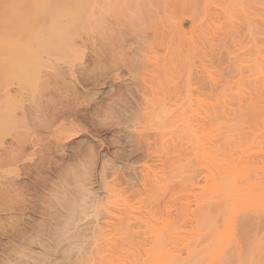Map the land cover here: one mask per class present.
Listing matches in <instances>:
<instances>
[{
	"label": "rangeland",
	"instance_id": "rangeland-1",
	"mask_svg": "<svg viewBox=\"0 0 264 264\" xmlns=\"http://www.w3.org/2000/svg\"><path fill=\"white\" fill-rule=\"evenodd\" d=\"M254 47L264 0H0V264L264 252Z\"/></svg>",
	"mask_w": 264,
	"mask_h": 264
},
{
	"label": "bare ground",
	"instance_id": "bare-ground-1",
	"mask_svg": "<svg viewBox=\"0 0 264 264\" xmlns=\"http://www.w3.org/2000/svg\"><path fill=\"white\" fill-rule=\"evenodd\" d=\"M252 52H253L254 58L251 63L252 64L251 71H253L252 74L254 76L253 85H256V86H253L252 88L248 87L249 85L252 84L250 83L247 86L248 88L245 87V89H243L245 90L243 92V90H241V88L243 87L238 85V87L240 86L239 90H241L242 92L240 91L239 92L236 91V92L237 94L241 93L240 94L241 96L245 95L244 97H246V95L247 94L249 95L250 93L252 95L253 91L255 93L259 92V88L261 90V87L263 86L262 84H264V49H259L257 47L256 48L254 47L252 49ZM258 82H260L259 84L261 85V87L258 85ZM254 83H257V84H254ZM263 92H264V89H263ZM255 182L258 183V181H255ZM243 224H245L244 227L247 225L246 223H243ZM252 240L253 238L250 240H246V241L248 243H251L250 241ZM183 242L179 243L181 244L180 246H182ZM253 242H256V241L254 240ZM252 244L253 243H251L250 245ZM220 245H221L220 243L213 241V242H208L199 248H195L193 243L190 242V240L188 239V242L186 243V245L184 247L182 246L183 247V251L181 250V253L183 252L182 254L174 253L173 255V253H171V256H169V254L167 255V253H160L158 254L156 258H154L155 259L154 262L155 264H206V257L208 253L210 252H212L213 254L217 253L219 251ZM238 245L240 244L236 243L234 245V249L236 253L234 254V258L229 260L230 264H264V252L262 251L257 252V251H252L248 249V252L243 253Z\"/></svg>",
	"mask_w": 264,
	"mask_h": 264
}]
</instances>
